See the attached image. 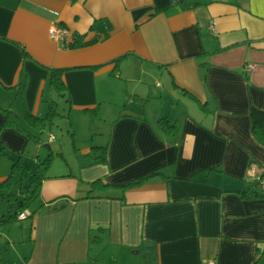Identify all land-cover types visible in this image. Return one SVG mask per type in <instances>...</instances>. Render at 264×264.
<instances>
[{
  "label": "crops",
  "instance_id": "1",
  "mask_svg": "<svg viewBox=\"0 0 264 264\" xmlns=\"http://www.w3.org/2000/svg\"><path fill=\"white\" fill-rule=\"evenodd\" d=\"M74 34L100 41L70 48ZM53 70L71 112L101 118L108 163L89 147L48 175L21 239L0 232L26 254L0 264H264V0H0V181L30 142L3 110L45 118Z\"/></svg>",
  "mask_w": 264,
  "mask_h": 264
},
{
  "label": "rangeland",
  "instance_id": "2",
  "mask_svg": "<svg viewBox=\"0 0 264 264\" xmlns=\"http://www.w3.org/2000/svg\"><path fill=\"white\" fill-rule=\"evenodd\" d=\"M155 94V90L152 91ZM166 94L164 95V97ZM161 100V99H160ZM159 102L161 103V101ZM55 103V115L52 117V122L46 127L45 130L39 131L24 120V128L27 132H34L41 138L42 143H36L33 141L29 142L28 148L23 154L24 159L32 165L35 171L38 168L40 161H44L51 153L53 155V162L51 168L48 169L46 175L63 173V171H68L71 165H77L80 161L84 160V151L91 147V145H101L99 144L100 136L92 132H96L102 125L101 118L89 115V113H84L81 111L71 112V106L68 101L61 96L58 92L54 95ZM110 111L107 117H114L116 112H113V108L107 107ZM108 113V112H107ZM75 133V134H74ZM53 134L54 140L50 141L51 135ZM92 138L95 142H92ZM46 145L51 147V150L46 148ZM7 162V159H3ZM12 168V164H11ZM20 179L19 177H14L11 184V190L0 189V215L8 214V197L9 194L13 193L19 195L20 191ZM33 205L32 207H34ZM30 225V220L19 221L9 224L7 226L1 227L0 232H10L12 231L15 235L22 237L21 228ZM25 231H23L25 235ZM16 250H13L9 244H0V258L1 256H8L14 258L13 262H17L15 258L16 253L21 251L22 256L26 254L24 249L28 248L23 243L16 245Z\"/></svg>",
  "mask_w": 264,
  "mask_h": 264
},
{
  "label": "trees",
  "instance_id": "3",
  "mask_svg": "<svg viewBox=\"0 0 264 264\" xmlns=\"http://www.w3.org/2000/svg\"><path fill=\"white\" fill-rule=\"evenodd\" d=\"M73 41L69 43L70 48H81L96 44L100 39L84 42L83 38L79 35H73ZM124 57H120L115 60L116 66H120L123 62ZM51 82L55 90L65 97L67 93V86L63 77V72L61 70H53L51 73ZM5 122L4 128H14L19 132L25 134L30 141L40 143L41 139L34 135L32 132H27L24 125L21 123L18 115L11 109H4ZM88 113H92L88 111ZM55 103L52 101L49 106L48 115L45 118H39L31 113H27L26 120L32 126V128L43 131L52 122V117L55 115ZM93 115H96L93 113ZM253 117V134L256 139L264 146V110L254 108L252 110ZM53 123V122H52ZM162 129L167 134H174L176 131V126L171 125L167 118H162L161 121ZM25 153V152H24ZM23 153V154H24ZM23 154H21L18 159L13 162L11 173L9 177L0 181V189L11 190V184L14 177H19L20 179V191L19 195L13 193L9 194L8 197V214L0 215V228L19 221V215L26 210H30L32 206L36 203L41 195L43 182L48 178L46 172L51 167L53 162L52 153L44 160L40 161L38 168L34 171L31 165L24 159ZM89 159L93 165H105L108 163V147L107 146H97L91 145V152ZM159 174H152L148 178L156 177ZM143 180L130 184L124 188L134 187L140 185ZM94 189L108 188L103 181L99 180L93 184ZM31 217L35 212H31ZM30 217V218H31Z\"/></svg>",
  "mask_w": 264,
  "mask_h": 264
},
{
  "label": "built area",
  "instance_id": "4",
  "mask_svg": "<svg viewBox=\"0 0 264 264\" xmlns=\"http://www.w3.org/2000/svg\"><path fill=\"white\" fill-rule=\"evenodd\" d=\"M212 28L215 30L214 25H212ZM50 35L54 40H56L60 43L66 42L67 40H69L71 38L70 31L67 28L60 26V25L53 26L50 30ZM255 68H256V66L252 63L247 65V71L248 72H252ZM249 176L250 177H256L257 176L256 165L253 164L250 166ZM259 185L261 186V188L264 189V176L262 179H260ZM31 215H32V213L29 210H26L19 215V221H27L30 219Z\"/></svg>",
  "mask_w": 264,
  "mask_h": 264
},
{
  "label": "water",
  "instance_id": "5",
  "mask_svg": "<svg viewBox=\"0 0 264 264\" xmlns=\"http://www.w3.org/2000/svg\"><path fill=\"white\" fill-rule=\"evenodd\" d=\"M47 149L51 150V147L48 145V147H46Z\"/></svg>",
  "mask_w": 264,
  "mask_h": 264
}]
</instances>
